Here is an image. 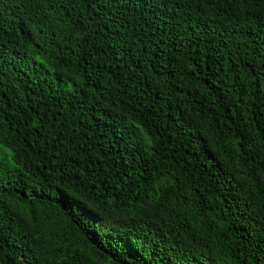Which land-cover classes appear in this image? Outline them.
Here are the masks:
<instances>
[{
	"label": "trees",
	"instance_id": "trees-1",
	"mask_svg": "<svg viewBox=\"0 0 264 264\" xmlns=\"http://www.w3.org/2000/svg\"><path fill=\"white\" fill-rule=\"evenodd\" d=\"M0 264H264V0H0Z\"/></svg>",
	"mask_w": 264,
	"mask_h": 264
}]
</instances>
